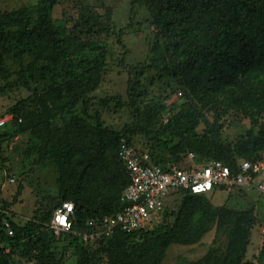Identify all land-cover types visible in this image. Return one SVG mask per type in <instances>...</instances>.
<instances>
[{
	"label": "rangeland",
	"instance_id": "374dc122",
	"mask_svg": "<svg viewBox=\"0 0 264 264\" xmlns=\"http://www.w3.org/2000/svg\"><path fill=\"white\" fill-rule=\"evenodd\" d=\"M157 10L144 0H0V118L23 120L0 129V228L4 220L34 224L18 245L0 249V264H229L248 222L255 226L243 264H259L264 200L249 186L197 197L207 215L190 213L179 226L186 197L174 196L152 229L161 233L141 245L140 235L129 243L84 242L92 219L75 233L51 229L50 214L71 195L88 207L119 197L123 168L109 132L191 166L223 154L189 134L170 141L179 126L225 146L252 145L264 130L247 77L187 84L152 69L162 61L154 45L171 42L156 26ZM20 14L30 26L43 16L61 49L43 37L27 46ZM98 139L102 167L84 175ZM255 158L264 166V148Z\"/></svg>",
	"mask_w": 264,
	"mask_h": 264
},
{
	"label": "trees",
	"instance_id": "16d2710c",
	"mask_svg": "<svg viewBox=\"0 0 264 264\" xmlns=\"http://www.w3.org/2000/svg\"><path fill=\"white\" fill-rule=\"evenodd\" d=\"M144 1L156 10L160 6L155 14V23L171 40L168 43L166 40V43L154 45L152 51L155 52L156 56L161 55L162 61L155 62L152 69L162 75L187 84H192L195 81L202 82L205 79L213 83L227 84L242 75L247 77L248 81L253 84L251 96L255 105L264 112V0ZM19 17L22 23L19 34L27 46L34 45L39 37H43L56 52L61 49L60 40L56 37V29L43 16H40L38 23L34 26L29 25L25 14H20ZM253 21L256 22L252 25ZM0 29L3 33L2 24H0ZM74 78L79 84L86 85L77 76H74ZM126 106V103L122 104V107ZM18 118L21 117L14 116L12 125L20 124L17 121ZM186 134L206 141L211 145L212 149L219 150L223 154L219 158H210L208 160L223 161L233 169L239 158L258 160L255 158L256 154L264 148V130L259 133L252 145L238 143L225 146L216 141H211L205 135H198L193 127L188 125L179 126L169 132L167 136L170 141H173L184 137ZM109 135L115 143L117 155L122 138L132 142L124 134L109 132ZM95 137H97V134ZM104 154L105 147L98 139L92 152L85 156V174H83L86 175L89 171L101 169ZM152 154L156 158H160L155 152H152ZM118 159L120 166L123 168V186L119 197L115 201L109 204L88 207L80 203L76 195H71L70 199L62 200V203L72 201L75 204V232L83 228V223L86 219H96L122 210L123 204L120 201V197L122 191L129 183V176L119 155ZM182 196L186 197V200L178 215L176 224L178 226L179 223L188 219L190 213L196 215L204 211V208L196 202L199 199L197 197H202L203 195L184 193ZM204 214L207 215V211H204ZM86 216L87 218H85ZM51 217L52 214H50ZM11 225L14 232L13 236L8 235L1 223V250L7 246L18 245L25 234L34 231L33 223H29L26 227L16 226L12 222ZM254 226V222L247 223L244 235L229 264H243L248 245L251 242V230ZM160 233V228L142 232L140 234V241L142 242L139 241L138 244L141 245L145 240L158 236ZM137 236L138 234L136 233L118 232L113 237L103 238L99 241H107L108 244L112 245L129 243L132 238H137ZM258 262L259 264H264V248L260 252Z\"/></svg>",
	"mask_w": 264,
	"mask_h": 264
},
{
	"label": "built area",
	"instance_id": "2783aa9c",
	"mask_svg": "<svg viewBox=\"0 0 264 264\" xmlns=\"http://www.w3.org/2000/svg\"><path fill=\"white\" fill-rule=\"evenodd\" d=\"M17 121L21 123L22 119ZM13 122L14 116L0 118V129ZM118 155L129 176V183L120 197L123 208L92 219L91 228L81 237L84 242L110 238L118 232L139 236L151 231L160 223L167 202L184 193L204 196L219 190L249 186L256 188L264 200V179L257 181L264 169L260 160L239 158L234 169L215 159L184 166L156 158L150 150L137 147L126 138L120 140ZM75 209L72 201L58 206L52 216L51 229L65 234L75 233ZM2 225L8 235L13 236L11 222L4 220Z\"/></svg>",
	"mask_w": 264,
	"mask_h": 264
}]
</instances>
